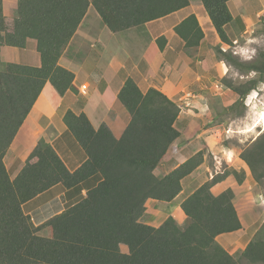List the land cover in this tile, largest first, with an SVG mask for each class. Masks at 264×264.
I'll use <instances>...</instances> for the list:
<instances>
[{
    "label": "trees",
    "instance_id": "1",
    "mask_svg": "<svg viewBox=\"0 0 264 264\" xmlns=\"http://www.w3.org/2000/svg\"><path fill=\"white\" fill-rule=\"evenodd\" d=\"M230 0H201L222 42L230 44L226 27L234 17ZM15 17L6 16L0 0V46H27L37 40L41 65L0 61V264H264V223L237 255L217 240L223 233L242 228L227 188L215 195L212 187L232 174L239 184L244 170L225 169L196 188L181 203L183 224L168 216L159 226L141 219L146 201H173L183 190L182 181L211 154L209 148L196 152L164 175L156 168L180 136L176 127L181 107L156 88L143 92L127 78L118 98L131 115L121 137L102 123L94 127L84 113L67 110L63 120L87 156L71 171L56 149L41 138L24 166L11 178L5 156L39 95L49 84L63 96L76 91L75 74L59 60L76 33L90 4L103 23L118 33L167 16L190 4L189 0H17ZM185 41L188 53L196 50L204 31L195 14L174 27ZM164 40L165 38L162 37ZM220 60L255 73L243 83L224 77L225 87L238 95L213 116L218 123L226 115L244 116L248 94L264 83V49L250 61L216 47ZM226 144V143H225ZM240 158L253 179L264 183V131L242 148ZM98 181L80 201L35 225L23 206L39 194L61 184L74 188L89 179ZM48 230L50 234L41 233ZM128 247V253L121 250Z\"/></svg>",
    "mask_w": 264,
    "mask_h": 264
},
{
    "label": "crops",
    "instance_id": "2",
    "mask_svg": "<svg viewBox=\"0 0 264 264\" xmlns=\"http://www.w3.org/2000/svg\"><path fill=\"white\" fill-rule=\"evenodd\" d=\"M189 1L188 6L167 16L118 33H113L103 23L98 11L90 4L59 60V64L75 74L73 83L76 91L68 90L60 96L49 84L45 86L4 158L11 178L16 177L41 138L56 149L71 171L86 160L85 152L63 120L64 113L69 109L78 114L84 112L96 128L105 123L115 137H121L131 120V115L119 100L118 93L126 79L132 78L143 92L156 88L181 107L176 122L180 136L156 168L157 175L170 172L203 149L204 145L211 152L205 155L203 164L183 179V190L173 201L163 202L153 198L146 201V211L141 219L144 223L159 226L168 216H173L180 224L184 223L186 214L181 208L182 201L205 181L225 170H220L218 166L221 162V150L222 156L228 158L227 162H232L234 154L232 149L227 150L221 143L223 133L219 125L222 123L213 122L212 110L204 105L203 96L209 92L208 82H213L217 76L222 78L229 72L224 62L215 63L209 57L214 46L222 41L215 27L210 25L211 19L204 13L205 8L201 0ZM232 1L230 0L228 5L234 14L230 6ZM3 7L6 16L17 15V0H3ZM191 14L197 16L204 31V38L199 47L190 54L185 48V41L175 32L174 27ZM233 17V22L226 27L228 35L236 20L240 19L242 23V26L236 24L239 29L242 30L245 25L241 14ZM206 26L210 33H207ZM0 61L41 65L37 40L28 38L25 48L1 45ZM228 105L224 103V106ZM206 116L212 119L206 120ZM230 132L231 130L228 133ZM244 164L246 163L242 160L240 169L233 167L245 171L247 177L242 184L230 174L215 184L211 191L218 195L227 188H232L235 201L238 188L246 180L249 184L248 177L251 172L247 171V164ZM231 167L229 164V167L225 168ZM97 181L98 177H94L70 189L61 184L55 185L25 203L23 209L31 216L35 225H41L84 198L88 189ZM186 189L190 192L176 203ZM241 221L242 228L229 234L240 232L244 228V220ZM225 234L219 235L217 240L220 236H223V239L228 237ZM121 250L125 253L129 251L125 244H121Z\"/></svg>",
    "mask_w": 264,
    "mask_h": 264
},
{
    "label": "rangeland",
    "instance_id": "3",
    "mask_svg": "<svg viewBox=\"0 0 264 264\" xmlns=\"http://www.w3.org/2000/svg\"><path fill=\"white\" fill-rule=\"evenodd\" d=\"M230 6L233 10V15L241 14L243 16L245 21L244 28L242 30L239 29L238 26H242V23L240 19L236 20L238 26L234 24L229 29L232 43L227 44L220 42L218 45H215L209 57L215 63L224 62L229 68L228 74L222 78L227 77L235 83H243L256 74L242 73L241 70L230 66L224 60H220L216 47H220L224 51L229 50L243 61L253 60L258 52L264 49V0H233ZM203 11L207 14L205 9H203ZM210 25L213 27L212 24ZM206 29L207 33H210L207 26ZM222 78L217 76L214 77L213 82L210 83L207 81L209 89L207 90L206 88V90L209 92L203 95L205 97L204 105L211 108L213 113L212 117L215 115L216 111L221 110L224 103L230 105L238 98V95L234 93V91L225 87ZM244 110V116L235 118L233 115H226V121L219 125L223 133L221 143L227 150L232 149V151H234L232 152L234 153L232 154V162H227L228 158L222 156L223 151L221 150V162L218 164L220 170L226 169L225 167H229V164L232 166L231 168L236 167L240 169L239 164L242 162V159L239 154L242 148L251 143L264 131V119H262V116H264V83L259 84L256 90L247 95ZM212 117L207 118L206 116L205 119H212ZM216 121H218V119H213L214 123H217ZM226 130H228V132L231 130V132H227V134ZM245 167L247 171H249L248 166ZM248 179L250 185L246 180V182L238 188V195L234 201L241 219L244 220V228L240 232L234 234L226 233L225 235L228 237H224V239L223 236L218 238V242L221 243L230 254L234 255H237L246 247L247 243L255 237L257 230L264 223V183H257L251 174ZM189 192L190 191L186 189V191L179 196L176 203ZM165 205L166 204H162V206ZM47 210H49V207ZM181 224L183 223L181 222ZM41 234L48 236L50 232L44 230ZM242 264L247 263L242 262Z\"/></svg>",
    "mask_w": 264,
    "mask_h": 264
},
{
    "label": "clouds",
    "instance_id": "4",
    "mask_svg": "<svg viewBox=\"0 0 264 264\" xmlns=\"http://www.w3.org/2000/svg\"><path fill=\"white\" fill-rule=\"evenodd\" d=\"M262 119H264V116H262Z\"/></svg>",
    "mask_w": 264,
    "mask_h": 264
},
{
    "label": "built area",
    "instance_id": "5",
    "mask_svg": "<svg viewBox=\"0 0 264 264\" xmlns=\"http://www.w3.org/2000/svg\"><path fill=\"white\" fill-rule=\"evenodd\" d=\"M83 87H85V86H83Z\"/></svg>",
    "mask_w": 264,
    "mask_h": 264
}]
</instances>
